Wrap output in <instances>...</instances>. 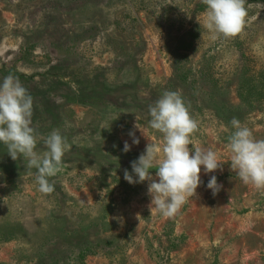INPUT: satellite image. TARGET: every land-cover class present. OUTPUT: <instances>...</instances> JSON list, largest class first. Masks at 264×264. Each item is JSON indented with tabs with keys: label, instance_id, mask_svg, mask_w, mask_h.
<instances>
[{
	"label": "rangeland",
	"instance_id": "1",
	"mask_svg": "<svg viewBox=\"0 0 264 264\" xmlns=\"http://www.w3.org/2000/svg\"><path fill=\"white\" fill-rule=\"evenodd\" d=\"M245 7L238 34L212 39L204 0H0V81L34 98L39 152L53 130L70 145L44 194L0 144V264H264V189L240 180L227 148L233 118L264 139V0ZM177 90L193 144L223 165L164 218L150 181L124 172L162 144L148 108Z\"/></svg>",
	"mask_w": 264,
	"mask_h": 264
},
{
	"label": "clouds",
	"instance_id": "2",
	"mask_svg": "<svg viewBox=\"0 0 264 264\" xmlns=\"http://www.w3.org/2000/svg\"><path fill=\"white\" fill-rule=\"evenodd\" d=\"M206 26L211 38H229L238 34L246 22L245 0H204ZM199 50V49H198ZM34 98L12 74L0 81V144L6 146L8 155L16 161L23 158L28 169H35V182L41 193L54 191L49 178L61 171L63 157L70 145L59 130H53L43 138L46 151L37 150L40 137L33 127ZM148 127L162 135L161 143H149L145 152L132 162L131 173L124 172L129 184L150 181L148 194L153 208L164 218L178 214L189 198L197 195L201 186V170L205 174L221 169L222 163L213 150H204L193 144V133L198 122L191 116L181 93L165 91L148 108ZM138 121V117H137ZM135 128L141 129L137 123ZM234 130L228 137L227 148L231 152L230 167L240 180L264 189V139H256L249 127L233 118ZM132 143L140 140L130 132ZM191 146V147H190ZM123 151H131L124 143ZM155 171V177L153 176ZM207 188L215 195L221 186L212 175Z\"/></svg>",
	"mask_w": 264,
	"mask_h": 264
}]
</instances>
